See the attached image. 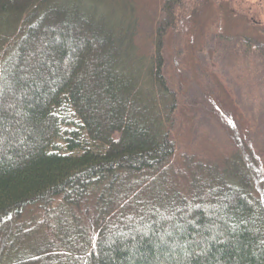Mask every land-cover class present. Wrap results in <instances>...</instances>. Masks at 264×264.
<instances>
[{
	"label": "trees",
	"instance_id": "trees-1",
	"mask_svg": "<svg viewBox=\"0 0 264 264\" xmlns=\"http://www.w3.org/2000/svg\"><path fill=\"white\" fill-rule=\"evenodd\" d=\"M116 1L0 0V264H264L258 150L219 163L173 136L184 0H161L149 50ZM236 40L264 61V28Z\"/></svg>",
	"mask_w": 264,
	"mask_h": 264
},
{
	"label": "rangeland",
	"instance_id": "rangeland-1",
	"mask_svg": "<svg viewBox=\"0 0 264 264\" xmlns=\"http://www.w3.org/2000/svg\"><path fill=\"white\" fill-rule=\"evenodd\" d=\"M127 4L138 16L136 43L149 50L161 0ZM116 5L120 10L122 0ZM262 28L264 0L183 1L163 47L168 84L179 92L173 136L182 151L220 163L247 141L264 168V61L236 40ZM24 216L25 228L40 232L35 209Z\"/></svg>",
	"mask_w": 264,
	"mask_h": 264
}]
</instances>
